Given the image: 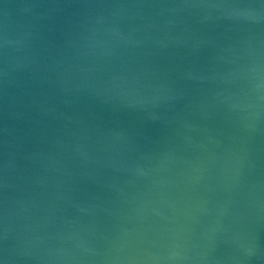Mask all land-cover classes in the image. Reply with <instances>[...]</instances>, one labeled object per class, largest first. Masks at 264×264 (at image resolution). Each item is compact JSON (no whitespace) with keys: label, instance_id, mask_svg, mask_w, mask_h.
<instances>
[{"label":"water","instance_id":"water-1","mask_svg":"<svg viewBox=\"0 0 264 264\" xmlns=\"http://www.w3.org/2000/svg\"><path fill=\"white\" fill-rule=\"evenodd\" d=\"M0 264H264V0H0Z\"/></svg>","mask_w":264,"mask_h":264}]
</instances>
